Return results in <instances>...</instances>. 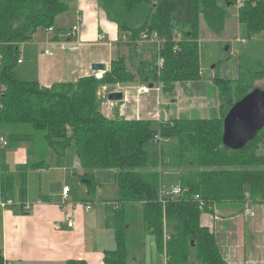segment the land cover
I'll return each instance as SVG.
<instances>
[{"label": "trees", "instance_id": "1", "mask_svg": "<svg viewBox=\"0 0 264 264\" xmlns=\"http://www.w3.org/2000/svg\"><path fill=\"white\" fill-rule=\"evenodd\" d=\"M101 2L132 43L142 34L158 35L161 47L149 63L148 73L170 91L177 83L202 78L201 16L214 33L220 34L226 8L237 6L239 24L248 37L264 34V0ZM67 11L66 0H0V136L19 143L35 141V134L42 133L48 148L59 156L73 147L84 170L81 179L90 194L98 187L95 171L117 172L121 209L115 214L116 248L105 252L104 264H127V206L141 207L143 228L154 237L157 251L165 254L166 264H228L215 233L200 220L203 213H213L224 203L237 209L248 201L264 204V128L240 150L223 144L227 113L254 89L252 80L264 79V55L256 59L255 70L248 67L250 60L239 61L237 79L214 80L218 116L161 121L155 130L151 120L108 119L97 108L100 87L134 82L126 58L114 59L101 78L86 76L75 84L56 83L44 88L18 77L15 69L21 44L31 42L38 30L54 27L58 16ZM139 47L133 44L134 49ZM157 136L166 146L161 143L160 162L152 163L145 145ZM46 166L44 160L34 164L35 168ZM158 166L162 170L158 171ZM163 168L178 175V185L184 190L178 197L166 198L165 205L160 201ZM14 187L13 175H0V198L12 193ZM197 195L205 202V212L199 209ZM192 249L196 250L195 262L190 261ZM0 264H6L1 252Z\"/></svg>", "mask_w": 264, "mask_h": 264}, {"label": "crops", "instance_id": "2", "mask_svg": "<svg viewBox=\"0 0 264 264\" xmlns=\"http://www.w3.org/2000/svg\"><path fill=\"white\" fill-rule=\"evenodd\" d=\"M66 2L68 11L58 16L53 32L42 30L39 40L21 44L20 49L24 46L23 52L20 50L22 63L18 65L24 66V72L18 76H23L22 80L38 82L44 88L56 83L75 84L86 76L101 78L110 70L114 59L123 57L135 80L122 86V100L109 99L110 94L117 93L114 86L99 88L97 108L106 118L151 120L158 125L161 121L187 118V115H219L218 89L213 80L207 82L202 75L199 81L177 83L172 91L162 87L148 73L149 63L157 54L156 44L146 42L134 49L130 35L119 31L101 0ZM80 19L79 35L68 39L67 34ZM99 36L104 39L99 41ZM199 42L202 47L201 38ZM47 49L51 54H45ZM96 64L106 65V71H94L92 67ZM141 85L151 88L148 95L137 92ZM3 137L8 144L0 152V175L8 173L15 177L14 191L4 196L14 204L0 207V252L6 264H67L70 261L104 264L105 252L116 248L115 214L121 209L115 180L117 172L114 171L112 185H98L96 192L90 194L87 183L81 179L84 170L74 148L63 156L48 148L47 166L35 168L34 164L45 159L39 152L43 146L34 140L12 143ZM99 171H95V180ZM169 174L174 176L169 180L177 181V185L165 190L179 186L178 175ZM66 186L71 191L64 205ZM84 203L91 204L92 209L85 211ZM248 203L247 217L243 214L244 206L237 209L230 203L201 216V224L215 233L228 264H264V204ZM135 208L132 206L130 211ZM70 220L74 222L73 227L68 226ZM139 227L134 236L137 243L133 245L131 240V250L127 246V264H166L165 254L157 251L153 236L143 225ZM129 230L130 225L126 234Z\"/></svg>", "mask_w": 264, "mask_h": 264}, {"label": "rangeland", "instance_id": "3", "mask_svg": "<svg viewBox=\"0 0 264 264\" xmlns=\"http://www.w3.org/2000/svg\"><path fill=\"white\" fill-rule=\"evenodd\" d=\"M226 8V7H225ZM226 20H225V27L222 33L217 34L214 33L206 23L203 16L200 18V38L203 41L201 47V65H202V75H204L205 81L215 80L216 78L222 79H237L239 77V61L250 60L249 66L252 67L251 70H255V61L256 59L262 58L264 55V34L252 36L251 38L248 37L247 32L243 26L239 24L238 21V7L237 6H230L226 8ZM47 30V29H46ZM42 34V29L38 30V34L34 36L33 40L36 42L40 39ZM27 45L30 43L27 42ZM24 47V46H23ZM21 47V51L23 52ZM245 59V60H244ZM159 68V67H158ZM17 75H23L24 66L18 65L15 69ZM246 72V78H249V73ZM213 76V78H212ZM19 77V76H18ZM23 76L19 78L22 80ZM24 81V80H23ZM26 81V80H25ZM117 85V84H116ZM122 86L121 84H119ZM253 88H259L264 90V79H254L251 82ZM106 86H114L115 85H106ZM213 85V89H214ZM211 90V88H209ZM253 90V89H252ZM164 105H168L166 102L163 103ZM185 117H198L193 115H187ZM200 117V116H199ZM204 117H212L210 114H205ZM153 129L157 130L158 125L156 122L153 123ZM35 134V133H34ZM42 133L38 135L35 134V144L43 146L39 150L44 155L43 159L46 161L48 146L44 139H42ZM161 143L166 146L164 142H156L150 141L145 145V149L148 153L149 161L152 163H159L161 159ZM32 147H35L34 145ZM73 150V147L69 148L68 150ZM67 150V151H68ZM264 152V147L262 149ZM96 175V182L98 185L110 186L113 184L114 180V171L113 169H100ZM157 170L160 169V166L157 167ZM169 173H174L169 171L166 168H163L162 174V188L165 190L170 185H177V181L169 180L170 175ZM174 177V176H173ZM176 178V176H175ZM219 209V208H218ZM126 219L128 221V225H130V230L127 233V246L128 249H132V244L137 243V240H134V236H137V228L140 226L142 227V212L141 207L137 206L135 209L132 210L131 207H126ZM139 227V228H140ZM154 238V237H152ZM136 251V250H135ZM134 251V252H135ZM134 254V253H133ZM190 261H196V250L192 249L190 251ZM131 262V260H130Z\"/></svg>", "mask_w": 264, "mask_h": 264}, {"label": "water", "instance_id": "4", "mask_svg": "<svg viewBox=\"0 0 264 264\" xmlns=\"http://www.w3.org/2000/svg\"><path fill=\"white\" fill-rule=\"evenodd\" d=\"M94 71H106V65L96 64ZM111 101L123 99L121 92L112 93ZM264 128V90L254 88L236 102L223 122V144L231 150H240L253 141Z\"/></svg>", "mask_w": 264, "mask_h": 264}, {"label": "built area", "instance_id": "5", "mask_svg": "<svg viewBox=\"0 0 264 264\" xmlns=\"http://www.w3.org/2000/svg\"><path fill=\"white\" fill-rule=\"evenodd\" d=\"M239 4H241L239 2ZM238 4V6H239ZM54 31V28L51 27L49 29H47V32H53ZM81 31V19L79 20V22L77 24H75L71 30L69 31V33L67 34V37L68 39H73L75 37H77L79 35ZM104 39L103 36H99L98 40L99 41H102ZM146 42H150V43H153V44H156L157 46V49L159 50L160 47H161V41L159 40L158 38V35L156 33H153L151 35L149 34H142L140 36V39L135 41L134 43L135 44H142V43H146ZM0 48H1V44H0ZM1 51V50H0ZM45 54H51V50L50 49H47L45 51ZM1 60H2V55H1V52H0V63H1ZM22 63V59L19 58L18 60V64H21ZM163 64V60L160 59L159 60V66H161ZM151 91V88L148 87L147 85H141L137 88V92L139 94H143V95H148ZM115 92H121V86L119 84L115 85ZM155 141L156 142H162V138L160 136H157L155 138ZM8 144V142L5 140V138L3 136H0V149H2L4 146H6ZM71 189L70 187L66 186L64 189H63V198H64V205H66L67 203V198L69 196V193H70ZM184 192V190L178 186V187H175V188H172L170 190H162L161 192V196H160V201L162 202V204H166L167 202V199L168 197H171V198H175V197H178L180 195H182ZM196 200L199 201V209L201 212H205V202H203L201 200V198L199 197V195H197L196 197ZM14 204V202L10 199H6L5 197H2L0 198V207L2 208H8L10 206H12ZM85 211H90L92 209V205L91 204H86L84 203L83 205ZM26 210L29 209V207H25ZM250 213V205L249 203L247 202L244 206V210H243V214L245 217H247ZM68 226L69 227H73L74 226V222L73 220H70L68 222Z\"/></svg>", "mask_w": 264, "mask_h": 264}]
</instances>
